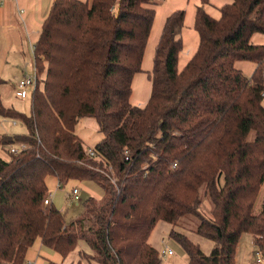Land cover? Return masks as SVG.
Here are the masks:
<instances>
[{
    "label": "trees",
    "instance_id": "16d2710c",
    "mask_svg": "<svg viewBox=\"0 0 264 264\" xmlns=\"http://www.w3.org/2000/svg\"><path fill=\"white\" fill-rule=\"evenodd\" d=\"M53 1L34 45L31 114L4 106L0 95V115L28 130L0 137V264H26L38 239L65 257L85 240L92 253L82 258L97 264H160L152 231L191 217L214 245L207 255L173 229L188 264H237L244 232L264 262V195L256 209L264 189V44L251 40L264 33V0H232L218 18L198 6L200 44L183 68L185 12H173L145 106L131 102L132 82L155 0ZM248 60L257 64L249 76L236 65ZM86 117L104 133L95 155L76 133ZM49 175L60 184L91 179L105 195L89 197L82 216L66 221L62 209L45 204Z\"/></svg>",
    "mask_w": 264,
    "mask_h": 264
},
{
    "label": "rangeland",
    "instance_id": "374dc122",
    "mask_svg": "<svg viewBox=\"0 0 264 264\" xmlns=\"http://www.w3.org/2000/svg\"><path fill=\"white\" fill-rule=\"evenodd\" d=\"M155 19L152 25V31L147 41V46L144 53V61L142 64V71L137 72L133 78L131 95V102L135 105L145 106L150 95L152 93L151 74L155 63V53L159 45V40L165 29V24L170 15L175 11L182 10L185 12V20L182 30V42H184V49L180 54L179 68H183L190 60L192 55L197 51L200 41L199 33L196 29L195 18L197 14V7L204 6L205 10L210 13L214 18H218L222 15L220 8L226 4H230L232 0H155ZM35 48V47H34ZM44 75V74H43ZM31 99L32 90L26 98L25 109L27 113H31ZM264 99V98H263ZM76 133L79 134L82 139L84 147L87 149H95V145L102 140L104 133L99 132L92 123L88 122V119L84 118L76 127ZM130 150V149H129ZM2 151V150H0ZM3 155L4 152H1ZM49 195L53 200L57 196L59 205L54 203L58 209H62L65 213L66 221L74 220L85 212L86 208L84 202L89 197H94L96 200L103 199L104 188L95 181L73 179L68 183L60 184V181L53 175L47 177ZM73 187H78L81 200L77 201L71 196ZM264 188V186H263ZM264 189L262 190L259 199L257 201L256 209L260 206V199L263 198ZM204 211L207 212L211 209L209 201L203 202ZM183 224L174 226L168 221H160L151 233L150 241L152 245L156 247L161 253L160 264H188V254L182 243L178 241L173 235H171L173 229L180 231L187 235L193 242L197 243L205 254L209 255L212 252L214 245L213 241L203 235L196 232L198 226V220L196 219H182ZM43 246V249L40 248ZM237 264H255L257 259L255 252L259 250L254 242V235L244 232L240 237L239 244L237 246ZM164 250L167 252L164 253ZM172 251L169 253L168 251ZM26 264L29 262H35V264H49L50 261L55 263L66 264L68 261L62 253H58L53 248L44 245L40 239L36 240L33 245L30 246L27 252Z\"/></svg>",
    "mask_w": 264,
    "mask_h": 264
},
{
    "label": "crops",
    "instance_id": "0c3cea01",
    "mask_svg": "<svg viewBox=\"0 0 264 264\" xmlns=\"http://www.w3.org/2000/svg\"><path fill=\"white\" fill-rule=\"evenodd\" d=\"M1 2L0 95L4 106L8 108L13 107L22 113L28 114L24 106L26 98L30 93V88L32 90V96L35 90L33 87H28L26 97L22 98L19 95L18 83L25 78L26 74L32 73L35 69L34 45L39 39L42 26L48 17L54 1L1 0ZM251 40H253L254 43L263 45L264 33H255ZM236 65L248 76L252 75L257 67L255 62L249 60L238 61ZM86 119L98 129L97 122L94 118L86 117ZM27 131L22 121L13 117L10 118L0 115V137L12 136L14 134H27ZM50 202L59 205L57 196H55L53 200L51 199ZM40 248L43 249V246H40ZM82 252L87 254L92 253L91 248L85 240H80L75 250L66 256L68 260L66 264H97L93 260L89 261L82 258ZM29 263L35 264V262L32 261Z\"/></svg>",
    "mask_w": 264,
    "mask_h": 264
},
{
    "label": "built area",
    "instance_id": "2783aa9c",
    "mask_svg": "<svg viewBox=\"0 0 264 264\" xmlns=\"http://www.w3.org/2000/svg\"><path fill=\"white\" fill-rule=\"evenodd\" d=\"M38 81H39V78H38V75H37V69H36V65H35V69L32 73H29V74H26L25 75V78L22 79L21 81H19L18 83V91H19V95L20 97L22 98H25L28 91V87H33L34 89L36 88L37 84H38ZM11 151H16V148L13 147L11 148ZM88 152L90 155H95V149H91L89 148L88 149ZM123 157L126 161L130 160L131 158V151L129 149H125L124 153H123ZM177 166V163L174 164V167ZM71 196L73 198H75L77 201H80L82 198L80 196V193H79V189L78 187H73V190L71 191ZM50 198H46L45 199V204H48L50 203ZM167 251L164 250V253H166ZM169 253H172V251H168ZM256 258L257 259V263H260V264H263V257H262V254H261V251H257V254H256ZM30 264V263H29Z\"/></svg>",
    "mask_w": 264,
    "mask_h": 264
}]
</instances>
